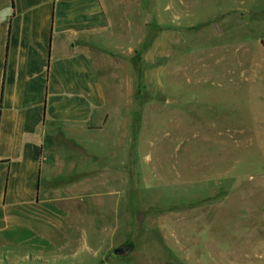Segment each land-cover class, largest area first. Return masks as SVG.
Here are the masks:
<instances>
[{"label": "rangeland", "instance_id": "1", "mask_svg": "<svg viewBox=\"0 0 264 264\" xmlns=\"http://www.w3.org/2000/svg\"><path fill=\"white\" fill-rule=\"evenodd\" d=\"M121 3L134 51L97 57L112 112L66 263L264 264V1Z\"/></svg>", "mask_w": 264, "mask_h": 264}, {"label": "crops", "instance_id": "2", "mask_svg": "<svg viewBox=\"0 0 264 264\" xmlns=\"http://www.w3.org/2000/svg\"><path fill=\"white\" fill-rule=\"evenodd\" d=\"M122 1L0 0V251L13 264H68L69 205L90 197V136L112 112L97 57L134 51Z\"/></svg>", "mask_w": 264, "mask_h": 264}, {"label": "water", "instance_id": "3", "mask_svg": "<svg viewBox=\"0 0 264 264\" xmlns=\"http://www.w3.org/2000/svg\"><path fill=\"white\" fill-rule=\"evenodd\" d=\"M127 252H128L127 247H119L113 250V253L117 256L124 255Z\"/></svg>", "mask_w": 264, "mask_h": 264}, {"label": "trees", "instance_id": "4", "mask_svg": "<svg viewBox=\"0 0 264 264\" xmlns=\"http://www.w3.org/2000/svg\"><path fill=\"white\" fill-rule=\"evenodd\" d=\"M12 1V0H11Z\"/></svg>", "mask_w": 264, "mask_h": 264}]
</instances>
